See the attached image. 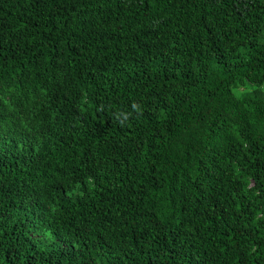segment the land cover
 <instances>
[{
    "label": "trees",
    "instance_id": "obj_1",
    "mask_svg": "<svg viewBox=\"0 0 264 264\" xmlns=\"http://www.w3.org/2000/svg\"><path fill=\"white\" fill-rule=\"evenodd\" d=\"M0 264H264V0H0Z\"/></svg>",
    "mask_w": 264,
    "mask_h": 264
},
{
    "label": "clouds",
    "instance_id": "obj_2",
    "mask_svg": "<svg viewBox=\"0 0 264 264\" xmlns=\"http://www.w3.org/2000/svg\"><path fill=\"white\" fill-rule=\"evenodd\" d=\"M132 109L134 110V111H139V109L137 108V105L136 104H133L132 105ZM131 115H132V113L131 112H128V113H125V112H118L117 113V119L118 120H120L121 119V117H123V120L125 121V122H127L129 119H130V117H131ZM123 124L124 123H121V126H123Z\"/></svg>",
    "mask_w": 264,
    "mask_h": 264
}]
</instances>
